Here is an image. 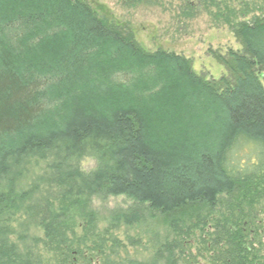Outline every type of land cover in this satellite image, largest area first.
I'll list each match as a JSON object with an SVG mask.
<instances>
[{"label": "trees", "instance_id": "16d2710c", "mask_svg": "<svg viewBox=\"0 0 264 264\" xmlns=\"http://www.w3.org/2000/svg\"><path fill=\"white\" fill-rule=\"evenodd\" d=\"M119 1L125 8L166 3L179 23L207 14L234 31L243 53L223 60L229 77L208 82L179 54L144 51L127 24L87 0H0V141L24 136L52 98L75 96L77 105L53 131L0 143V264L107 261L121 244L113 234L147 220L139 208L117 212L100 230L92 202L116 195L166 218L174 240L158 250L160 262L185 264L193 255L184 256L183 245L199 233L209 264H264V246L254 247L262 227L251 213L264 208V88L257 76L264 72V3L238 9L229 0ZM132 68L159 84L157 97L97 105L101 113L82 108L81 98L131 89L111 80ZM163 95L162 110L180 100V124L176 116L170 124H188V139L166 150L150 139L152 110L162 105L152 106ZM187 110L194 119L183 118ZM246 148L253 158L241 163L237 153ZM92 156L100 168L86 174L79 163Z\"/></svg>", "mask_w": 264, "mask_h": 264}, {"label": "rangeland", "instance_id": "374dc122", "mask_svg": "<svg viewBox=\"0 0 264 264\" xmlns=\"http://www.w3.org/2000/svg\"><path fill=\"white\" fill-rule=\"evenodd\" d=\"M87 1L90 2L93 9L100 13V15L111 17L115 21L127 24L129 28H131L132 33H134L136 43L144 51L151 54L158 49H161L163 51L165 50L179 54L180 56L187 58L193 74L202 77L205 81L217 82L220 81L222 77H229V73H227L225 66L226 64L223 60L227 59L226 57L232 52L237 54L243 53L241 42L236 39L234 31L223 23L211 19L207 14L200 15L196 17L195 20H187L185 23H179L178 20H176L178 16L176 11L174 9L171 10L166 3L165 7L162 8L145 5L125 8L119 0ZM229 1L234 8L238 9L241 7L245 8V6L248 5L250 9L254 8L252 6L253 3L260 5L264 3V0ZM253 16H258V14L251 13L248 17L250 19L253 18ZM21 44L22 41L19 43L17 41L16 43V45ZM18 48L22 50L20 46ZM119 75L120 76H117L115 80L112 79L111 83L117 86L123 84L129 86L131 89H127L125 91L126 93L123 91H118L116 93L110 92V94L113 93L111 98H108L109 96L103 97L101 93L99 94L100 99L98 96H96L97 99L90 98V100L81 98L80 104H83L82 108L88 105L96 113H101L97 112V105L107 106L111 105L112 102H120L123 100H126L127 102L129 100L128 98L144 99L139 95H142L143 97L151 95L155 98L157 97L155 94L160 91L161 87L159 84H156L152 79H149L151 76H149L144 68H132V70L126 72L123 71ZM257 76L259 82H261L264 88V72L258 71ZM182 94H184V92ZM74 97L75 96H69L68 98L63 99H50L47 102V111L44 113L45 115L36 122L31 130L25 132L22 137L4 139L1 140L0 143L14 145L21 141V138L24 141L25 136L27 135L41 134L47 130L53 131L55 127L60 125V123H63L64 120L69 118V116L71 118L74 115L73 108L75 110V106H77L75 105L76 101ZM166 99L167 97L164 95L160 96L156 101V104H153L152 108L156 106L159 107V105H162V107L161 110H152V113L156 117L152 119V128H150L153 134L150 136L151 140L158 139V141H164L161 145L162 150L179 146L188 139V133L186 132V128H188V124H186L187 122H185V128L180 125L179 127H174L170 124V118L175 116L177 118H175L176 122H179L180 124L178 119V108L181 107L178 106L177 108L180 101L179 97L174 100L175 104L168 103L169 108L167 106V108L164 107L162 110L164 104H166ZM188 104L189 102L187 104L185 103L186 106H188ZM105 109L106 108L102 107L103 112ZM69 110L71 113H69ZM184 112V119H187L185 116L187 115L189 117L190 114L193 119L195 118L194 113H191L192 111L190 112L187 110ZM160 116H163V118ZM104 117L108 119V117ZM169 126L174 131L173 135L169 132L166 133L164 130V128L166 129V127ZM198 131H200V129ZM164 138L165 140H163ZM237 157L241 160V163H246L253 158V154H251L250 150L246 148L245 150L238 152ZM79 167L81 171L86 174L93 173L100 168L99 158L97 156L84 158L79 163ZM91 208L96 213L100 230L106 229L111 215L117 212L128 213L139 208L143 211L145 218L147 219L146 222H143V224H140L139 226L129 228L121 227L118 232H115L113 238L119 240L121 243L120 247H118V249H113V251L106 254V256H109L107 261L106 259L104 260L101 258L94 264H129L130 262L138 264H166L164 260L162 262L158 261L156 256L158 250L163 244L167 241L173 242L174 235L172 236L171 230L168 227L169 223L162 214L151 212L148 210L149 208L147 206H140L132 199L126 198L122 195L95 197ZM251 213L258 216L255 221L259 222L262 227V229L260 228L261 232L257 235L254 245L255 249L258 250V248L261 249V247L264 246V208L251 211ZM199 236V233H195L194 237L185 241L183 245L186 250L184 256H188L190 251L193 255L192 258L185 260V264L210 263L209 256L211 254H207L208 252L199 253V251H204ZM200 256H203V259H201ZM194 259H196L195 262Z\"/></svg>", "mask_w": 264, "mask_h": 264}]
</instances>
